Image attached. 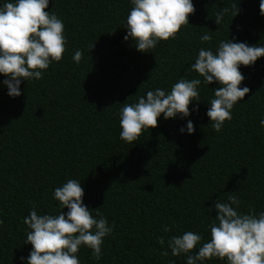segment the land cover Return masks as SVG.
<instances>
[{
  "label": "trees",
  "instance_id": "16d2710c",
  "mask_svg": "<svg viewBox=\"0 0 264 264\" xmlns=\"http://www.w3.org/2000/svg\"><path fill=\"white\" fill-rule=\"evenodd\" d=\"M6 2L12 0H0V7ZM192 2L195 11L175 38L140 52L131 38L124 40L131 0H49L45 11L64 24L62 60L52 62L42 79L22 80L17 97L8 95L7 77L0 74V264H27L32 245L25 243L30 229L23 218L33 206L38 215H57L53 192L69 179L80 181L92 215L98 208L114 225L101 259L81 246L80 264H187L186 255L172 256L167 241L191 231L203 236L198 250L210 239L217 199L235 195L240 212L264 211V56L240 65V87L250 91L220 132L207 116L219 85L204 84L190 70L199 49L215 52L221 40L264 46L260 0ZM234 3L239 13L232 18L229 11L217 25L215 13ZM205 33L211 42L201 43ZM77 49L84 51L79 64L72 59ZM181 78L202 81L201 101H192L190 115L166 120L162 113L157 127L144 129L137 141L120 139V109L149 90L170 92Z\"/></svg>",
  "mask_w": 264,
  "mask_h": 264
},
{
  "label": "clouds",
  "instance_id": "9594fccd",
  "mask_svg": "<svg viewBox=\"0 0 264 264\" xmlns=\"http://www.w3.org/2000/svg\"><path fill=\"white\" fill-rule=\"evenodd\" d=\"M131 4L124 25L127 29L124 40L131 38L140 52H151L158 42L175 38L195 11L192 0H131ZM48 5L49 0H12L0 7V74L7 77L3 83L10 97L21 95L22 80L42 79L49 65L63 58L64 24L54 12L45 11ZM259 9L264 15V0H260ZM229 11L233 18L240 8L237 3L231 8H222L215 13V23L220 25ZM200 40L201 43L211 42L212 36L205 33ZM93 47L94 43L89 45V50ZM83 55L84 51L77 49L72 59L79 64ZM262 56L264 46H249L230 39L221 40L215 52L199 49L190 70L198 73L204 84L216 82L219 85L214 89L207 111L214 131L220 132L225 121L232 119L234 105L250 91L248 87H240L245 79L240 65H253ZM201 83L199 78H181L170 92L156 88L140 96L138 103L125 104L120 109V139L128 143L137 141L144 129L157 127L162 113L166 120L178 114L188 117L192 101H201L198 91ZM194 110L198 111V105ZM261 125L264 126V120ZM186 130L194 133L191 120ZM180 131L183 133L185 128L181 127ZM83 196L80 181L69 179L53 192L61 209L57 215H38L33 206L30 214L23 218L30 229L25 243L32 245L27 264H80L76 254L81 246L91 249L95 260L101 259L104 238L112 233L114 225H109L98 208L94 217L84 204ZM240 204L235 195H229L228 202L217 199L212 205L217 214L209 225L210 239L196 250L203 241L202 235L191 231L173 235L167 241L172 256L186 255L187 264H204L213 258H226L227 264H264V211L257 214L250 209L243 213L239 211ZM65 207L66 213L62 211ZM163 230L171 232L172 227L166 225ZM157 242L161 246L165 244L163 237H158ZM161 254L167 256L168 251Z\"/></svg>",
  "mask_w": 264,
  "mask_h": 264
}]
</instances>
